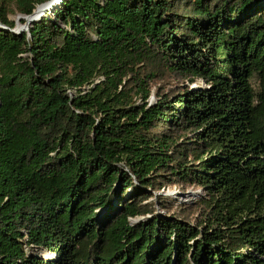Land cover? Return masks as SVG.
Instances as JSON below:
<instances>
[{
	"label": "trees",
	"instance_id": "1",
	"mask_svg": "<svg viewBox=\"0 0 264 264\" xmlns=\"http://www.w3.org/2000/svg\"><path fill=\"white\" fill-rule=\"evenodd\" d=\"M45 1L0 0V264H264V0H61L11 30Z\"/></svg>",
	"mask_w": 264,
	"mask_h": 264
},
{
	"label": "water",
	"instance_id": "2",
	"mask_svg": "<svg viewBox=\"0 0 264 264\" xmlns=\"http://www.w3.org/2000/svg\"><path fill=\"white\" fill-rule=\"evenodd\" d=\"M61 0H47L43 3L38 4L30 14L27 15H21L17 14L16 19H24L23 24H21L19 27H17V22L14 23V28L11 29L15 33H20L22 31H27L28 28L32 25L34 21H36L41 15L44 14L45 10L47 9H53L55 8ZM0 27L8 29L7 27L3 26L0 22ZM203 85V83H202ZM192 88H197L199 85L197 84H192Z\"/></svg>",
	"mask_w": 264,
	"mask_h": 264
},
{
	"label": "rangeland",
	"instance_id": "3",
	"mask_svg": "<svg viewBox=\"0 0 264 264\" xmlns=\"http://www.w3.org/2000/svg\"><path fill=\"white\" fill-rule=\"evenodd\" d=\"M16 15L17 14H10L9 15V18L12 19L14 21V23L17 22ZM20 23L23 24V20L22 19H20ZM97 81L98 80H96V82ZM149 100L150 101L154 100L153 95H150ZM157 193L158 194H161V195H166V196L172 197L173 199H175L176 204H182V203L191 201V200L199 197V195L202 193V191L200 189L188 188L183 193H181V192H179L177 190V188H174V187H172V188L165 187V188H162ZM160 212H162V211H160ZM36 252L38 254H40V255H47V253L45 251L37 250Z\"/></svg>",
	"mask_w": 264,
	"mask_h": 264
},
{
	"label": "bare ground",
	"instance_id": "4",
	"mask_svg": "<svg viewBox=\"0 0 264 264\" xmlns=\"http://www.w3.org/2000/svg\"><path fill=\"white\" fill-rule=\"evenodd\" d=\"M50 10H52V9H47V10H45V12H48V11H50ZM51 12V11H50ZM23 20V22H24V19H22ZM21 25V23H20V19H17V27H19Z\"/></svg>",
	"mask_w": 264,
	"mask_h": 264
},
{
	"label": "built area",
	"instance_id": "5",
	"mask_svg": "<svg viewBox=\"0 0 264 264\" xmlns=\"http://www.w3.org/2000/svg\"><path fill=\"white\" fill-rule=\"evenodd\" d=\"M193 84H196V83H193Z\"/></svg>",
	"mask_w": 264,
	"mask_h": 264
}]
</instances>
